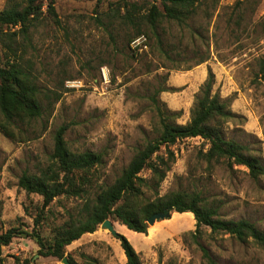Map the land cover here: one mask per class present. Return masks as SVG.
<instances>
[{"label":"rangeland","instance_id":"1","mask_svg":"<svg viewBox=\"0 0 264 264\" xmlns=\"http://www.w3.org/2000/svg\"><path fill=\"white\" fill-rule=\"evenodd\" d=\"M20 1L0 0V11ZM48 1L45 18L28 33L19 32L5 43L2 32L18 28H0V62L14 59L32 73L43 107L41 118L14 129L15 139L0 130V233L20 225L33 228L43 198L28 194L19 178L24 173L40 176L48 168L61 126L67 127L70 150L103 153L104 165L90 177L82 196H60L45 209L42 233L48 237L83 219L87 203L114 183L136 152L158 136L159 118L149 96L167 89L158 96L161 108L179 113L175 121L186 124L210 70L212 92L234 114L222 135L248 145L264 166V81L257 76L264 56V0H209L187 25L164 21L158 26L159 38L142 24L147 44L141 50L131 47L130 37L137 28L123 21L121 6L138 2L145 8L148 0H55L60 24L49 16ZM170 148L175 161L160 196L172 191L199 193L223 219L248 220L264 232V173L253 178L244 166L208 162L209 144L201 137L180 140ZM141 176L149 179L150 170ZM144 192L148 199L156 196L147 188ZM109 220L144 264H264V247L252 240L212 234L206 226L196 239V220L189 212L147 222L145 234ZM66 257L80 263L85 257L97 264L127 263L121 241L102 225L67 246ZM17 261L64 264L56 257L41 256L31 237L0 245V264Z\"/></svg>","mask_w":264,"mask_h":264},{"label":"trees","instance_id":"2","mask_svg":"<svg viewBox=\"0 0 264 264\" xmlns=\"http://www.w3.org/2000/svg\"><path fill=\"white\" fill-rule=\"evenodd\" d=\"M54 1L47 2V11L52 20L60 24ZM96 1L102 3L107 0ZM208 1L148 0L145 8L138 2H126L121 6L124 8L123 21L137 28L130 37V42L145 33L142 24L158 38V26L164 21L187 25L198 7ZM44 5L45 0H21L0 11V28H18L13 32H2L1 41L11 42L12 36L15 37L19 32L26 34L29 29L38 26L45 18ZM257 76L264 81V56L259 60ZM213 84L214 74L210 70L191 111V118L186 124L175 121L179 113H170L161 108L158 96L167 89L159 88L151 94L149 99L155 105L159 118L158 136L136 152L114 183L104 187L87 203L83 219L69 223L67 227L48 237L42 233L46 220L45 209L60 196H82L87 191L90 177L98 167L104 165L103 153L70 150L65 139L67 127L61 126L54 136V149L48 168L40 176L24 173L19 178L18 184L22 189L28 194H38L43 198L42 207L37 209L33 228L28 230L24 228L25 225H20L7 229L0 233V245H8L14 238L31 237L38 244L41 256L62 260L66 257L67 246L83 234L95 232L107 219L114 218L128 229L145 234L148 231L147 221L153 214L164 213L168 218L174 212H189L196 220V230L193 233L196 239L201 235L202 226H206L212 234H229L240 242L252 240L264 247L263 231L248 220L223 219L199 193L172 191L159 195L161 184L171 169V163L175 161V153L170 147L187 138L201 137L209 144L205 158L210 163L223 162L229 168L235 165L244 166L253 178H258L264 173L261 159L252 153L248 145L234 139H225L222 135L224 126L234 114L227 102L212 92ZM40 94L41 89L34 76L18 61L9 58L0 62V115L3 118L0 122L1 132L15 139V128L29 125L41 118L43 107ZM145 170H150L149 179L141 176ZM144 188L155 192V198L148 199ZM116 237L121 241L127 258L126 264H144L124 235L116 234ZM201 248L208 257L207 250L202 245ZM68 260L71 264H97V260L89 257H85L82 263L73 257ZM16 264L27 262L17 261Z\"/></svg>","mask_w":264,"mask_h":264},{"label":"water","instance_id":"3","mask_svg":"<svg viewBox=\"0 0 264 264\" xmlns=\"http://www.w3.org/2000/svg\"><path fill=\"white\" fill-rule=\"evenodd\" d=\"M165 218H166V215L164 213H155L149 218V220L147 222L149 224H154L156 221L161 220V219H165ZM102 227L109 229L111 231V233H113L114 235L118 234L117 231L115 230V227H114L112 221L109 219L105 220L102 223ZM61 261L64 264H71L67 257H64Z\"/></svg>","mask_w":264,"mask_h":264},{"label":"built area","instance_id":"4","mask_svg":"<svg viewBox=\"0 0 264 264\" xmlns=\"http://www.w3.org/2000/svg\"><path fill=\"white\" fill-rule=\"evenodd\" d=\"M147 37L145 35H140L131 41V47L133 50H141L146 47Z\"/></svg>","mask_w":264,"mask_h":264}]
</instances>
